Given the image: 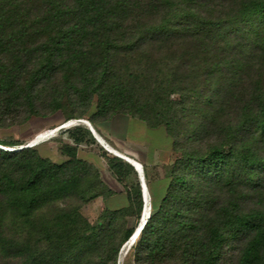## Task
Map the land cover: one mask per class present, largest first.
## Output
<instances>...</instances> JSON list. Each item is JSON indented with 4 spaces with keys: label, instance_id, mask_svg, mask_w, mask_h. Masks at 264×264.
<instances>
[{
    "label": "trees",
    "instance_id": "trees-1",
    "mask_svg": "<svg viewBox=\"0 0 264 264\" xmlns=\"http://www.w3.org/2000/svg\"><path fill=\"white\" fill-rule=\"evenodd\" d=\"M58 110L171 138L134 264H264V0H0V127ZM83 136L61 162L0 141L20 145L0 147V264H118L143 211L138 174L103 155L127 204L91 223L82 205L113 192L78 157Z\"/></svg>",
    "mask_w": 264,
    "mask_h": 264
},
{
    "label": "rangeland",
    "instance_id": "rangeland-1",
    "mask_svg": "<svg viewBox=\"0 0 264 264\" xmlns=\"http://www.w3.org/2000/svg\"><path fill=\"white\" fill-rule=\"evenodd\" d=\"M81 119L87 120L86 118L65 120L61 110L47 116H33L24 124L0 127V141L18 140L23 143L22 146L32 145L52 161L61 162L65 157L61 153L60 147L65 143H74L72 137L74 129L76 127L88 128L85 122L80 121ZM70 122H72L70 125H63ZM95 132L96 137L91 132L94 140L83 136V139L77 143V155L97 167L100 179L113 194L110 197L98 196L90 200L82 205L81 212L91 223H96L105 207L118 208L127 204L125 184L111 173L103 156L104 154L116 155L114 152L116 151L131 157L133 160L135 159V161L137 160L141 164V168L142 165H145L151 174V181L147 185L145 184L146 190L144 193L149 208L148 218L153 201L157 202L159 200L167 183L166 179H161L164 174L163 167L171 164L175 158V153L171 148V138L162 127L149 128L141 120L121 115L102 123ZM0 147L9 149L20 147V145L9 147L0 144ZM138 180L140 182V179ZM133 183L134 176L131 174L127 179L128 188ZM144 203L145 199L143 207ZM143 211L138 224H141ZM136 225L137 222L130 220L128 226L131 229ZM135 229L128 232V236L119 250L118 264H134L132 248L139 235H134ZM130 234L132 236L129 238Z\"/></svg>",
    "mask_w": 264,
    "mask_h": 264
},
{
    "label": "water",
    "instance_id": "water-1",
    "mask_svg": "<svg viewBox=\"0 0 264 264\" xmlns=\"http://www.w3.org/2000/svg\"><path fill=\"white\" fill-rule=\"evenodd\" d=\"M82 120L84 119H81L80 121L82 122ZM87 123V127L90 129V131L94 134V136L96 137L95 135V130L93 128V126L90 124V122L88 120L85 121ZM24 146H32V145H24ZM117 156L123 158L124 160H126L127 162H129L135 169L136 171L138 172L139 174V179H140V186H141V191H142V199L144 201V196H145V189H146V186H145V181H144V176H143V173H142V168H141V164L140 163H137L135 162L134 160H131L129 157H127L126 155H123V154H117ZM143 209V208H142ZM140 220H141V217H140ZM139 220V221H140ZM146 220H144V222H142V224L137 228V230L134 232L135 234H137L141 229L142 227L144 226ZM134 234V235H135Z\"/></svg>",
    "mask_w": 264,
    "mask_h": 264
},
{
    "label": "bare ground",
    "instance_id": "bare-ground-1",
    "mask_svg": "<svg viewBox=\"0 0 264 264\" xmlns=\"http://www.w3.org/2000/svg\"><path fill=\"white\" fill-rule=\"evenodd\" d=\"M82 121L85 122L86 120H82ZM71 123H72V122H70V123H68V124H64V126L70 125ZM85 123H86V122H85ZM86 125H87V123H86ZM87 126H88V125H87ZM95 134H96V132H95ZM99 139H100V138H99ZM100 140H101V139H100ZM114 152L117 153L116 151H114ZM117 154H120V153H117ZM130 159L133 160L132 158H130ZM134 161H135V160H134ZM135 162H137V161H135ZM137 163H138V162H137ZM145 190H146V189H145ZM146 198H147V197L144 196V199H145V203H144V207H143V208H144V211H143V214H144V215H143V218H142L141 224H142V222H144V220H146L147 215H148V212H149V208L147 207V203H146ZM141 224H139L138 227H139ZM138 227H137V228H138ZM137 228H136V230H137ZM136 230H135V231H136ZM138 233H139V232H138ZM138 233H137V234H138ZM134 234H135V233H134ZM131 236H132V235H131ZM131 236H130V237H131ZM130 237H129V238H130Z\"/></svg>",
    "mask_w": 264,
    "mask_h": 264
},
{
    "label": "crops",
    "instance_id": "crops-1",
    "mask_svg": "<svg viewBox=\"0 0 264 264\" xmlns=\"http://www.w3.org/2000/svg\"><path fill=\"white\" fill-rule=\"evenodd\" d=\"M120 154H122V153H120ZM129 158H131V157H129ZM135 160V159H134ZM137 161V160H136ZM139 163V162H138Z\"/></svg>",
    "mask_w": 264,
    "mask_h": 264
},
{
    "label": "built area",
    "instance_id": "built-area-1",
    "mask_svg": "<svg viewBox=\"0 0 264 264\" xmlns=\"http://www.w3.org/2000/svg\"><path fill=\"white\" fill-rule=\"evenodd\" d=\"M64 125V124H63ZM9 149H14V148H9Z\"/></svg>",
    "mask_w": 264,
    "mask_h": 264
}]
</instances>
